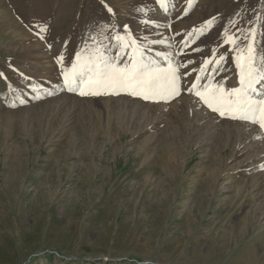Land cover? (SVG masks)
Instances as JSON below:
<instances>
[{"label":"rangeland","instance_id":"374dc122","mask_svg":"<svg viewBox=\"0 0 264 264\" xmlns=\"http://www.w3.org/2000/svg\"><path fill=\"white\" fill-rule=\"evenodd\" d=\"M124 25L186 65L179 97L67 90L57 56L115 55ZM225 27L264 52V0H0V264H264V133L188 91L217 45L206 75L238 86Z\"/></svg>","mask_w":264,"mask_h":264},{"label":"snow or ice","instance_id":"6c2138e0","mask_svg":"<svg viewBox=\"0 0 264 264\" xmlns=\"http://www.w3.org/2000/svg\"><path fill=\"white\" fill-rule=\"evenodd\" d=\"M168 2L169 0H156V4L165 12ZM192 6L193 0H189V7ZM104 7L109 14L114 15L111 7L107 4ZM139 11L143 13L144 9L140 8ZM216 20L217 18L214 17L207 20L199 30L193 29L198 33L197 39L202 38L206 30L210 32ZM141 23L146 27L149 25L158 27L151 17L142 20ZM123 31L124 35L114 33L109 38L110 41H115V55H109L108 48L103 44L98 43L91 48L85 46L75 53L70 70L63 66L65 56L63 54L57 56L56 63L62 65L61 73L67 90L76 92L82 97L125 93L152 102H169L179 97L182 92V76L186 75L181 73L180 69L186 65L175 64L170 55L156 51L154 55L163 58L167 63V67H161L152 59L151 46L162 45L163 40L151 41L149 47H145L138 43V39L132 35L127 25H124ZM220 35L221 43L232 53L238 86L228 88L226 81L214 82L206 75L213 62L216 67L211 70L217 72L220 71L221 62L227 60L226 55L217 56V48L220 46L217 45L212 48L211 57L204 59L199 69L205 75H197L196 82L188 91L211 113L217 114L220 118L247 122L264 133V88L259 87L264 83V52H261L256 45V29L249 30L241 37L225 27ZM261 35L264 36V33ZM89 39L95 40L96 37ZM188 43L187 40L184 41L185 46H188ZM194 51L200 52L202 49L196 48ZM187 63L190 64L192 61L189 60ZM204 80L207 83L201 84ZM33 91L38 90L34 88ZM20 103L24 104L25 101L20 100Z\"/></svg>","mask_w":264,"mask_h":264},{"label":"bare ground","instance_id":"6f19581e","mask_svg":"<svg viewBox=\"0 0 264 264\" xmlns=\"http://www.w3.org/2000/svg\"><path fill=\"white\" fill-rule=\"evenodd\" d=\"M259 87H261V88H264V85H263V84H261Z\"/></svg>","mask_w":264,"mask_h":264}]
</instances>
